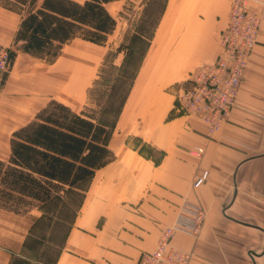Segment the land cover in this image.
Returning a JSON list of instances; mask_svg holds the SVG:
<instances>
[{"label":"crops","instance_id":"obj_1","mask_svg":"<svg viewBox=\"0 0 264 264\" xmlns=\"http://www.w3.org/2000/svg\"><path fill=\"white\" fill-rule=\"evenodd\" d=\"M152 1L105 3L116 20L105 46L75 38L53 62L19 49L26 14L0 6V46L13 53L0 89V161L10 160L13 133L52 101L94 118L86 108L99 66L109 49L129 51L122 21ZM254 1L261 15L258 42L228 121L210 134L202 120L181 113L176 100L191 73L221 55L232 0H163L117 119L96 120L109 131L113 159L81 188L42 209L15 213L0 207V264L15 258L36 264L28 254L34 225L51 203L78 192V203H67L73 219L51 264H137L142 253L156 249L185 201L206 212L197 234L177 232L171 241L192 255L189 264H264V0ZM42 3L37 0L36 8ZM196 147L204 149L199 157L191 154ZM204 170L209 179L193 188Z\"/></svg>","mask_w":264,"mask_h":264},{"label":"trees","instance_id":"obj_2","mask_svg":"<svg viewBox=\"0 0 264 264\" xmlns=\"http://www.w3.org/2000/svg\"><path fill=\"white\" fill-rule=\"evenodd\" d=\"M109 1L43 0L36 8L37 0H0V6L26 14L17 34L19 49L53 62L75 38L105 46L116 27L104 7ZM108 138L106 126L91 116L50 102L35 121L13 133L10 160L0 161V207L15 213L42 209L61 193L81 188L113 159ZM11 264L31 263L15 258Z\"/></svg>","mask_w":264,"mask_h":264},{"label":"built area","instance_id":"obj_3","mask_svg":"<svg viewBox=\"0 0 264 264\" xmlns=\"http://www.w3.org/2000/svg\"><path fill=\"white\" fill-rule=\"evenodd\" d=\"M260 26L261 15L254 0H232L228 25L221 34V55L214 63L195 69L181 89L179 109L185 115L202 120L210 134L219 131L229 119L249 58L258 42ZM11 61L10 49L0 46V89ZM203 153L201 147L191 150L194 156ZM208 179L209 171L204 170L195 177L193 188H199ZM205 219L203 208L183 202L174 223L162 231L156 249L142 253L137 264H189L192 255L174 247L172 238L177 232L197 234Z\"/></svg>","mask_w":264,"mask_h":264},{"label":"rangeland","instance_id":"obj_4","mask_svg":"<svg viewBox=\"0 0 264 264\" xmlns=\"http://www.w3.org/2000/svg\"><path fill=\"white\" fill-rule=\"evenodd\" d=\"M162 7L163 0H154L137 17H132L131 10L125 15L129 21L123 20L122 25H125L124 42L129 46V51L118 54L115 48L109 49L99 66L101 69L96 74L90 93L91 105L86 108V112L93 115L95 120L112 124L117 119L144 54L147 38L158 21ZM112 39V43L118 41L116 37ZM176 102L179 109L178 97ZM179 111L183 113L181 109ZM143 148L149 152L148 148ZM80 196L81 192H78L66 197L65 201H54L46 207L42 220L34 225L29 235L28 254L36 264L52 263L73 219L74 210L67 203L75 205Z\"/></svg>","mask_w":264,"mask_h":264}]
</instances>
